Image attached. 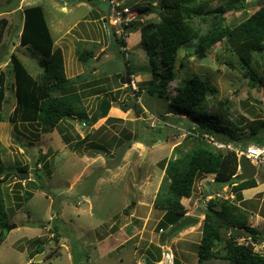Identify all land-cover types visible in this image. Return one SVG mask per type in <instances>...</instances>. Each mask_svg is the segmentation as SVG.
<instances>
[{"label": "rangeland", "instance_id": "1", "mask_svg": "<svg viewBox=\"0 0 264 264\" xmlns=\"http://www.w3.org/2000/svg\"><path fill=\"white\" fill-rule=\"evenodd\" d=\"M113 1L117 7L129 8L128 19L134 16V20L144 23L161 18L159 12L146 16L136 7L149 2L159 6L163 0ZM258 1L247 0L250 7L244 11H229L227 24L245 21L260 9ZM218 5L217 1L212 3V7ZM33 6L45 11L55 44L63 49L67 76L73 80L86 78L74 88L82 95L89 121L95 119V123L69 118L54 131L45 132L41 123L9 121L17 106L14 75L8 66L11 54L16 53L34 77L42 72V56L31 46H20L22 10ZM111 9L110 0H0V20H8L0 44V69L6 72L9 86L1 112L5 121L0 123V180L9 213V223L0 231V264H147V260L152 264H200L198 247L205 212L216 198L230 199L240 206L248 225L261 233L254 250L264 255V165L257 167L253 163L258 169V187L244 191L242 199L236 198L232 186L221 188L214 183L215 173L202 174L192 197L182 200L185 216L197 218L199 223L165 241L162 238L167 226L160 222L167 223V216L155 205L165 176L164 166L194 146L190 136L196 122L187 114L172 112L170 107L176 87L194 75L207 79L217 88L216 95L208 97V112L218 113L225 107L230 112L224 122L236 129L237 122L250 126L264 119L263 86L257 83L252 87L247 77L251 70L223 44H217L206 58L200 59L196 44L190 42L178 50L168 99L150 96L147 91L137 97L134 91L146 88L154 78L149 74L148 55L140 45V32H132L123 47L133 73L130 76L126 61L116 50L115 39L121 34L113 24L114 18H110ZM78 46L92 52L90 62L91 58L95 61L91 66L78 60ZM258 56L252 70L264 75V63ZM128 79L136 80L137 89ZM103 101L112 104L105 118L100 113ZM121 106L129 110L125 112ZM244 134H249L248 128ZM84 138L85 143L75 151L74 144ZM130 142L131 147L126 149ZM214 142L219 141L212 142L216 146ZM23 167L27 170H20ZM9 171L13 174L7 178ZM239 171L238 163L237 175ZM26 191L34 194L29 202L24 199ZM215 208L220 210L221 206ZM28 221L37 228L19 226L7 230L8 226ZM54 225L62 234L58 240ZM232 231L233 228L223 230L225 240ZM238 233L239 243L252 242L246 228ZM75 243L78 250L74 259ZM225 244L224 241L216 248L222 249ZM40 248L44 250L42 254L38 253ZM204 264L228 262L215 258Z\"/></svg>", "mask_w": 264, "mask_h": 264}, {"label": "trees", "instance_id": "2", "mask_svg": "<svg viewBox=\"0 0 264 264\" xmlns=\"http://www.w3.org/2000/svg\"><path fill=\"white\" fill-rule=\"evenodd\" d=\"M12 1L9 0V3ZM216 1L219 5L212 7V3ZM154 3L138 5L136 9L146 16L159 12L161 18L158 21L141 23L133 20L124 27L125 36L115 39L116 50L125 60L128 53L120 50L126 47V40L132 32L137 30L140 32V45L148 55L151 68L149 74L154 78L146 88L139 87L138 91H134L137 97H141L143 91H147L150 96L168 99V85L175 79L174 68L178 50L190 42L196 44V53L200 59L206 58L207 53L217 44H223L236 53L251 70L247 77L250 78L252 87L260 83L264 88V75H258L252 70L253 62H257V54L258 60L264 63V0L257 2L260 6L258 11L234 26L227 24L226 14L229 11L241 12L247 9L250 7L247 0H163L159 6H154ZM124 8L126 7L118 6L119 10ZM22 18L20 46H31L37 54L42 56V72L37 78L34 77L19 56L16 53L11 54L8 66L16 83V85L14 83L13 93L17 96V106L9 115V121L13 124L41 123L45 132L54 131L69 118H79L80 121L90 125L95 123V119L89 121L82 107V95L74 88L78 82L86 81V78L79 76L73 80L67 76L63 49L55 44L43 7L24 8ZM7 27L8 20L1 19L0 44ZM77 53L78 60L83 65H92L90 62L92 52L78 46ZM125 61L130 71V62L127 59ZM131 75L133 73L130 71ZM6 78V72L0 69V123L5 121L1 112L6 89L9 90V86H6ZM58 93L61 94L58 95ZM216 93L217 88L199 75L192 76L176 87V94L170 104L171 110L187 114L196 122V127L191 131L190 136L194 140V146L187 152H182L179 157L171 158L164 166L165 176L155 200L156 207L164 210L167 216V223L166 220L160 222L161 225L167 226L164 233L186 217L182 200L192 197L195 183L204 173H215L214 183L221 188L232 186V191L237 195L236 198L242 199L244 191L258 187L256 178L243 182L238 179L236 152L219 150L212 142L217 139L224 144H236L241 148H247L252 144L262 146L264 145V119L251 122L250 126L243 125L241 121L237 122L236 129L226 126L225 117L230 111L225 107L222 106V110L218 113L208 112V97L215 96ZM120 108L125 112L129 110L128 106ZM161 117L164 121L167 120L166 116ZM247 128L249 134H244ZM85 141L86 138L76 142L73 149L78 150ZM132 143H128L126 149L130 148ZM20 170L25 171L27 167ZM12 174L9 171L7 178ZM33 197L34 194L30 191L24 193L25 202H29ZM217 206H221V209L217 210L215 208ZM8 220V208L0 184V231L9 223ZM232 228L234 231L231 232L229 239L225 240L223 230L228 231ZM243 228L251 234L252 242L247 245L237 241L238 231ZM202 229V238L198 247L200 264L215 258L222 259L228 264H264V255L254 250V245L260 240L261 233L248 225L245 214H242L240 206L234 201L222 198L210 201ZM53 231L56 240L62 237L58 225H54ZM224 241L225 246L217 249L216 247ZM74 245L73 256L78 250V243ZM43 252L42 248L38 250V253Z\"/></svg>", "mask_w": 264, "mask_h": 264}, {"label": "water", "instance_id": "3", "mask_svg": "<svg viewBox=\"0 0 264 264\" xmlns=\"http://www.w3.org/2000/svg\"><path fill=\"white\" fill-rule=\"evenodd\" d=\"M105 27L107 29V25ZM94 61H95V58H91V62H94ZM128 83H129V79H128ZM111 106H112V104L109 103L108 101L102 102V104L100 106V113H101V116L103 118L108 116L109 110L111 109ZM134 110L138 116L136 106L134 107ZM238 163H239V168H240V174L238 175V179L240 181L243 182V181H247V180H251L253 178H256V176L258 174V169L248 158H246L245 156H242V157H240ZM0 184H3V182L1 180H0ZM198 223H199V219L194 218L192 216H186V217L182 218L176 225L172 226L170 228V230L163 235L162 240L165 241L166 239H170L175 234H177L178 232L184 230L185 228H187L191 225H196ZM19 226L29 227V228H37V224H35L31 221H28V222H22L19 225L15 224V225L8 226L7 230H8V232H10L11 230L18 228ZM1 235H4V233L2 232ZM147 264H152V263L149 262V260H147Z\"/></svg>", "mask_w": 264, "mask_h": 264}, {"label": "built area", "instance_id": "4", "mask_svg": "<svg viewBox=\"0 0 264 264\" xmlns=\"http://www.w3.org/2000/svg\"><path fill=\"white\" fill-rule=\"evenodd\" d=\"M112 4V9L110 10V18H114V25L118 26L117 32L121 34L122 36H125L124 33V27L128 26L129 22L133 21L135 18L134 16H130V18H126V16L131 15V12L129 8H124L123 10H119L117 6L113 4V0L110 1ZM112 16V17H111ZM112 20V22H113ZM111 21V19H110ZM109 21V22H110ZM127 38V34H126ZM122 51L126 52L125 48H122ZM128 55V54H127ZM130 84L134 89H137V82L136 80L130 79ZM214 144L218 147L222 148H229L231 150H234L238 156V159L241 157L242 154H245V156L254 163L257 167L260 165H264V145L262 146H256V145H250L248 148L242 149L240 146L234 144H224L219 142H214ZM242 150H245L246 152H243ZM240 172V171H239Z\"/></svg>", "mask_w": 264, "mask_h": 264}, {"label": "clouds", "instance_id": "5", "mask_svg": "<svg viewBox=\"0 0 264 264\" xmlns=\"http://www.w3.org/2000/svg\"><path fill=\"white\" fill-rule=\"evenodd\" d=\"M129 83H130V79H129Z\"/></svg>", "mask_w": 264, "mask_h": 264}]
</instances>
